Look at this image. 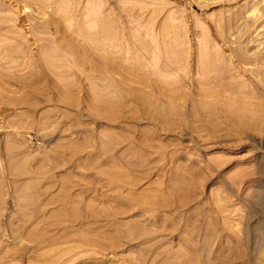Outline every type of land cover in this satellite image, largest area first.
<instances>
[{
    "label": "rangeland",
    "instance_id": "rangeland-1",
    "mask_svg": "<svg viewBox=\"0 0 264 264\" xmlns=\"http://www.w3.org/2000/svg\"><path fill=\"white\" fill-rule=\"evenodd\" d=\"M0 264H264V0H0Z\"/></svg>",
    "mask_w": 264,
    "mask_h": 264
}]
</instances>
